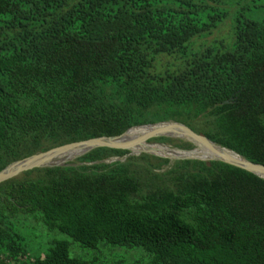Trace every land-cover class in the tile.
<instances>
[{
  "label": "trees",
  "instance_id": "trees-1",
  "mask_svg": "<svg viewBox=\"0 0 264 264\" xmlns=\"http://www.w3.org/2000/svg\"><path fill=\"white\" fill-rule=\"evenodd\" d=\"M209 1L220 3L0 0V171L56 146L170 120L264 165V19L238 18L231 49L194 50V38L228 17ZM161 55L183 64L156 72ZM128 154L98 148L78 158L93 165L36 168L0 184V264H97L78 248L73 255L74 242L143 249L131 264H264V178L180 160L171 186L142 194L127 163L95 164ZM130 159L154 169L171 162ZM31 220L73 241L34 249L23 231Z\"/></svg>",
  "mask_w": 264,
  "mask_h": 264
},
{
  "label": "rangeland",
  "instance_id": "rangeland-1",
  "mask_svg": "<svg viewBox=\"0 0 264 264\" xmlns=\"http://www.w3.org/2000/svg\"><path fill=\"white\" fill-rule=\"evenodd\" d=\"M211 5H220L222 8L228 10V17L222 21L217 28L210 34H205L194 38L192 48L198 50L207 45H219L221 42L227 49H231L234 44V29L237 24V19L240 17L262 20L264 19V0H220V3L209 1ZM183 64V59L179 55H161L156 63V72H165L167 70H175ZM163 137L151 138L149 142L155 143L152 147H158L161 151L164 146L170 148H179L183 150H193L200 148L192 141L179 137H166V139H159ZM182 142L192 143V148L182 147L179 144ZM157 143V144H156ZM163 146H161V145ZM167 151V149H166ZM143 153L128 154L125 156H114L95 162V164H112L118 161L127 163L132 172L141 180L143 188L142 194H146L151 190L159 187L171 186L172 179L175 176L170 170L175 166L177 159H172L167 165L159 169L151 167L147 160L130 159L131 156H141ZM73 166L93 165V163L79 162L78 159L71 161ZM154 169V170H153ZM32 225L25 224L23 231L31 241V246L34 249L46 248L53 239L64 238L73 241L69 236L59 232L47 234V230L38 221L31 220ZM38 227V229L36 227ZM78 248L79 256L85 259H96L97 264H131L137 260L144 259L143 249L127 250L126 248L107 247L104 250L103 245H99L96 249L81 248L78 243L72 244V254L75 255V249ZM147 255V254H146ZM146 260V258H145Z\"/></svg>",
  "mask_w": 264,
  "mask_h": 264
},
{
  "label": "water",
  "instance_id": "water-1",
  "mask_svg": "<svg viewBox=\"0 0 264 264\" xmlns=\"http://www.w3.org/2000/svg\"><path fill=\"white\" fill-rule=\"evenodd\" d=\"M226 103H229V101H227ZM162 125H166L168 129L163 131H152L146 134L145 136L142 137L143 138L142 143L153 144L149 142V140L151 138H156V137H179V138L188 139L193 143L197 144V146L206 148L210 151L229 152L231 154L236 155L238 159L237 160L230 159L223 155L209 156L204 153H198L197 151L199 148L193 150H183L179 148H170L165 146L167 147L168 153H161L156 148H144L142 150L135 151L133 149V146L127 145L124 142H120V139H122L131 129L138 127H154V126L158 127ZM133 145L136 146L137 143H133ZM103 147L129 150L130 154L147 153L162 158H168L171 160L177 159V160L221 161L243 168L264 178L263 164L252 162L247 158H245L244 156L240 155L239 153L227 147L219 145L209 137L196 132L190 126L182 122L170 120V121H162L154 124L134 126L118 136H100L96 138H91L87 140L56 146L47 151L38 152L29 157L14 161L0 171V184L15 178L23 174L24 172L34 170L36 168H52L59 166L64 167L67 165H71V161L78 159L95 149L103 148Z\"/></svg>",
  "mask_w": 264,
  "mask_h": 264
},
{
  "label": "bare ground",
  "instance_id": "bare-ground-1",
  "mask_svg": "<svg viewBox=\"0 0 264 264\" xmlns=\"http://www.w3.org/2000/svg\"><path fill=\"white\" fill-rule=\"evenodd\" d=\"M168 129V127L166 125H162V126H154V127H138V128H134L131 129L122 139H120V142H124L127 145H131L133 146V149L135 151H139L142 150L144 148H156V147H152L155 145L154 144H147V143H142V137L145 136L146 134L152 132V131H163ZM132 144H131V143ZM133 143H137V145H133ZM141 147V148H139ZM157 150H159V152L161 153H168V150L166 151L167 147L164 146L163 151H161L158 147L156 148ZM198 153H204L206 155L212 156V155H217V156H225L228 157L230 159H238V157L234 154H231L229 152H223V151H210L206 148L200 147L197 151ZM264 174V173H263Z\"/></svg>",
  "mask_w": 264,
  "mask_h": 264
},
{
  "label": "flooded vegetation",
  "instance_id": "flooded-vegetation-1",
  "mask_svg": "<svg viewBox=\"0 0 264 264\" xmlns=\"http://www.w3.org/2000/svg\"><path fill=\"white\" fill-rule=\"evenodd\" d=\"M139 148H141V147H139Z\"/></svg>",
  "mask_w": 264,
  "mask_h": 264
}]
</instances>
